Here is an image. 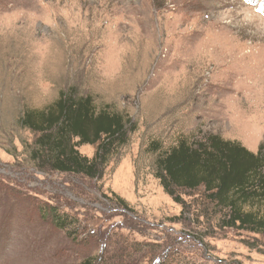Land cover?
<instances>
[{"label":"rangeland","instance_id":"obj_1","mask_svg":"<svg viewBox=\"0 0 264 264\" xmlns=\"http://www.w3.org/2000/svg\"><path fill=\"white\" fill-rule=\"evenodd\" d=\"M71 88L132 124L98 180L38 172L19 125ZM208 135L264 144V0H0V264H264V231L155 178L153 142Z\"/></svg>","mask_w":264,"mask_h":264},{"label":"trees","instance_id":"obj_2","mask_svg":"<svg viewBox=\"0 0 264 264\" xmlns=\"http://www.w3.org/2000/svg\"><path fill=\"white\" fill-rule=\"evenodd\" d=\"M19 125L34 136L29 159L38 172L98 180L127 145L132 124L123 112L98 107L92 96L71 88L43 109H26ZM82 146L96 148L91 159L79 152ZM152 146L158 154L155 178L174 203L183 207L184 197L203 188L208 201L226 212L225 227L254 234L264 231V144L253 153L239 142L208 135L196 143L180 139L164 152L159 143ZM117 200L118 207L130 211L123 199ZM50 215L58 229L66 228L56 207Z\"/></svg>","mask_w":264,"mask_h":264}]
</instances>
